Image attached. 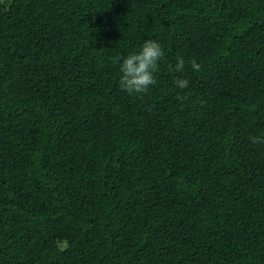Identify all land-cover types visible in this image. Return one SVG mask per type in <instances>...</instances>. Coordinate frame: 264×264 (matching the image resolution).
Here are the masks:
<instances>
[{
  "label": "trees",
  "instance_id": "1",
  "mask_svg": "<svg viewBox=\"0 0 264 264\" xmlns=\"http://www.w3.org/2000/svg\"><path fill=\"white\" fill-rule=\"evenodd\" d=\"M0 264H264V0H0Z\"/></svg>",
  "mask_w": 264,
  "mask_h": 264
},
{
  "label": "clouds",
  "instance_id": "2",
  "mask_svg": "<svg viewBox=\"0 0 264 264\" xmlns=\"http://www.w3.org/2000/svg\"><path fill=\"white\" fill-rule=\"evenodd\" d=\"M164 59V51L162 46L155 40H146L138 52L130 53L122 58L119 63L120 89L129 95H140L147 93L149 88L156 84V76L154 75L159 69V62ZM190 67L199 72L201 65L192 59ZM170 70L176 73H182L185 69V60L183 57L178 58L175 66H169ZM175 86L180 90L189 87V81L184 78L177 77L174 80ZM178 100L183 101L184 96H178ZM253 143L260 142L257 137L250 138Z\"/></svg>",
  "mask_w": 264,
  "mask_h": 264
}]
</instances>
